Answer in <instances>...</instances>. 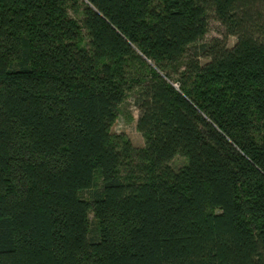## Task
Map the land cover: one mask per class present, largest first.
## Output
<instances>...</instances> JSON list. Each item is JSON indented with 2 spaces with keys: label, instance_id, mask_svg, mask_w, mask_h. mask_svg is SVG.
I'll use <instances>...</instances> for the list:
<instances>
[{
  "label": "trees",
  "instance_id": "1",
  "mask_svg": "<svg viewBox=\"0 0 264 264\" xmlns=\"http://www.w3.org/2000/svg\"><path fill=\"white\" fill-rule=\"evenodd\" d=\"M0 264H264V0H0Z\"/></svg>",
  "mask_w": 264,
  "mask_h": 264
},
{
  "label": "rangeland",
  "instance_id": "2",
  "mask_svg": "<svg viewBox=\"0 0 264 264\" xmlns=\"http://www.w3.org/2000/svg\"><path fill=\"white\" fill-rule=\"evenodd\" d=\"M225 30L223 25L211 14L209 18L208 31L204 36L203 41L209 42L213 38H224ZM236 41L233 36L227 37L228 46H232ZM176 87V83L173 84ZM139 111L133 102V95L130 94L127 98L118 106L117 117L112 125V132L118 134H124L135 146H142L144 144V138L141 132L137 128V118ZM186 164V159L181 155H176L170 165L174 169H178ZM91 217V216H90Z\"/></svg>",
  "mask_w": 264,
  "mask_h": 264
}]
</instances>
